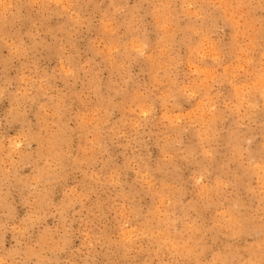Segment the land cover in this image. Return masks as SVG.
<instances>
[{"label":"rangeland","instance_id":"374dc122","mask_svg":"<svg viewBox=\"0 0 264 264\" xmlns=\"http://www.w3.org/2000/svg\"><path fill=\"white\" fill-rule=\"evenodd\" d=\"M0 264H264V0H0Z\"/></svg>","mask_w":264,"mask_h":264},{"label":"bare ground","instance_id":"6f19581e","mask_svg":"<svg viewBox=\"0 0 264 264\" xmlns=\"http://www.w3.org/2000/svg\"><path fill=\"white\" fill-rule=\"evenodd\" d=\"M217 1V0H216ZM224 3V2H223ZM125 6V5H124ZM205 17V16H204ZM133 47V46H132ZM213 52V51H212ZM214 53V52H213ZM106 54V53H105ZM212 56V55H211ZM248 59V58H247ZM229 75V74H228ZM262 85V84H261ZM240 91V90H239ZM234 93V92H233ZM243 94V93H242ZM205 115V114H204ZM210 116V115H209ZM209 128V127H208ZM201 129V128H200ZM221 183V182H220Z\"/></svg>","mask_w":264,"mask_h":264}]
</instances>
